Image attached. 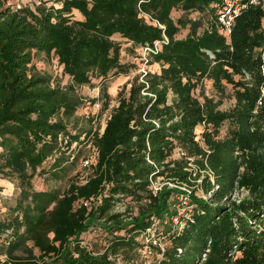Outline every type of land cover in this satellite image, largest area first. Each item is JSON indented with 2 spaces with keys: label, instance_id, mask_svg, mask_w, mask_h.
Returning <instances> with one entry per match:
<instances>
[{
  "label": "trees",
  "instance_id": "16d2710c",
  "mask_svg": "<svg viewBox=\"0 0 264 264\" xmlns=\"http://www.w3.org/2000/svg\"><path fill=\"white\" fill-rule=\"evenodd\" d=\"M263 1L239 0L225 35L218 0H61L33 8L0 0V179H14L19 189L0 220V264H120V253L141 247L160 255L152 264H264ZM176 8L205 13L207 26L174 21ZM115 34L139 48L159 41L150 54L159 72L123 84L100 130L71 135L66 120L84 104L76 87L100 79L90 103H101L102 114L112 101L108 76L127 75ZM40 54L54 56L70 83L54 85L37 72ZM205 81L220 95L231 86L233 106L220 110L221 101L204 94ZM88 140L93 155L83 181L71 178L63 193L33 187L41 175L59 178ZM151 173L194 187L187 218L171 221L179 190L164 185L153 194ZM240 189L248 196L231 199ZM127 199L130 207L114 211ZM151 226L168 244L145 242ZM97 231L108 240L96 254L80 242Z\"/></svg>",
  "mask_w": 264,
  "mask_h": 264
},
{
  "label": "rangeland",
  "instance_id": "374dc122",
  "mask_svg": "<svg viewBox=\"0 0 264 264\" xmlns=\"http://www.w3.org/2000/svg\"><path fill=\"white\" fill-rule=\"evenodd\" d=\"M40 1H45L46 6L54 5L59 7L61 0H5L6 6H11L12 8H18L19 6H28L33 8L35 4ZM264 8V1H263ZM74 18H80L77 12H73ZM171 18L174 21L178 19H183L186 21L195 20L202 23V27L198 31H202L203 28L207 26V20L209 16L204 14H199L198 12H191L189 14L184 13L180 8L173 9L170 13ZM262 26L264 27V19L262 21ZM188 33V27L181 29L176 35V38H184ZM112 39L120 44V60L122 63L127 64L129 67L127 75L125 76H113L110 74L107 81L110 84L107 92L111 97L110 105H115V97L117 92L121 89L123 84L127 83L137 74H144L146 72H159V65L156 63L150 64V52L144 51L143 48L133 47L132 44L119 35L115 34ZM33 66L37 72L40 74H47L51 77V81L55 85L56 83L61 86L69 84L70 80L67 75L62 72V67L58 64L56 58L52 55L46 56L40 54L33 59ZM100 79H92V85L89 86H79L76 87V94L84 101V104L74 113V115L67 121V129L71 135L79 134L82 136L84 132H89L91 129L100 130L105 124V120L108 117L109 110L100 113L101 103L96 101L95 104H91L90 100L99 97V86ZM103 84V83H101ZM107 84V83H106ZM112 86V87H111ZM203 92L205 95L212 97L215 101H221L219 107L220 110H228L234 104L233 91L231 86L226 85L224 94L220 95L211 85L210 81H205L203 83ZM199 93V89L195 90V95ZM227 130V122L223 123L220 127V137L225 135ZM80 136V137H81ZM92 144L91 140H88L85 144H80L77 148V160L75 159L64 163L61 169L58 170L59 178H51L48 174L41 175L33 179L32 184L35 189L51 190L58 193H63L66 190L68 183L71 178H76V180L83 181L85 179L86 171L83 166V161L87 158L92 157ZM76 151V148H75ZM52 163V159H48L44 163V170H49V166ZM197 194H200V190H195ZM19 189L17 187V182L14 179H5L2 182V187L0 188V220H6L11 214V208L14 207L16 199L18 197ZM243 192L236 190L233 192L231 199L242 197ZM248 196V195H247ZM123 206L130 207V200L124 201ZM122 206V207H123ZM154 231H155V227ZM152 230V238L157 241V245L163 247L168 244L165 239L162 238V234L155 235ZM160 233V232H159ZM156 236V237H155ZM107 237L101 232H90L83 234L81 237L80 244L85 246L89 251L93 253H102L104 245L106 244ZM1 241V239H0ZM146 242V241H145ZM153 245V244H152ZM125 256V257H124ZM160 255L156 253L155 250L150 248H137L131 252L125 254L120 253L117 257V262L120 264H152L156 263ZM4 255H0V260H4Z\"/></svg>",
  "mask_w": 264,
  "mask_h": 264
},
{
  "label": "built area",
  "instance_id": "2783aa9c",
  "mask_svg": "<svg viewBox=\"0 0 264 264\" xmlns=\"http://www.w3.org/2000/svg\"><path fill=\"white\" fill-rule=\"evenodd\" d=\"M214 7L217 9L218 12V22L221 28V31L227 35L230 32V28L231 25L233 23V19L234 16L237 14L238 9H239V0H218L217 4H214ZM144 51H149L151 54H155L160 50V42L156 41L152 47L146 46L143 47ZM76 145V143L72 144V147L74 148ZM176 155L178 157H184L185 158V154L182 150L178 149ZM90 159L91 158H87L86 160L83 161V168H88L90 165ZM190 160V159H189ZM188 166H192L191 163L188 164ZM200 173L203 171H199ZM207 172V171H206ZM195 175V174H193ZM211 182L213 183V179H210ZM148 182H149V189L151 192H153V194L158 193L162 187L164 185H167L169 188H176L179 190V193L176 194V197L174 199V202L172 204L173 207V211H174V215L171 218V221L174 224L178 223V220L181 217H188V214L191 210V193H192V189L194 187H188L186 184H174L172 182L169 181H165V179H163L160 176H157L154 174H149L148 175ZM196 183H200L201 180L198 179L195 181ZM214 189H216V186L214 187ZM213 189V190H214ZM213 190L211 192H209L207 195H203V199L207 200L210 196L211 193L213 192ZM241 192H243L241 195L245 196L247 195V191L244 189H240ZM119 197H121V195H118ZM240 198L235 199V201L239 200ZM234 200V198H233ZM123 204L121 202L119 203H115V207H114V211L116 212H123L125 206H123ZM152 226L150 228L146 229V234L149 236L146 238V243L149 244H153V245H157V241L155 239L152 238Z\"/></svg>",
  "mask_w": 264,
  "mask_h": 264
},
{
  "label": "crops",
  "instance_id": "0c3cea01",
  "mask_svg": "<svg viewBox=\"0 0 264 264\" xmlns=\"http://www.w3.org/2000/svg\"><path fill=\"white\" fill-rule=\"evenodd\" d=\"M111 87H112V86H111ZM113 106H114V105H113ZM111 107H112V106L110 105L108 110H110ZM108 110H107V111H108ZM108 116H109V114H108ZM107 118H108V117H107ZM3 181H5V179H0V188L2 187V182H3Z\"/></svg>",
  "mask_w": 264,
  "mask_h": 264
},
{
  "label": "water",
  "instance_id": "95a60500",
  "mask_svg": "<svg viewBox=\"0 0 264 264\" xmlns=\"http://www.w3.org/2000/svg\"><path fill=\"white\" fill-rule=\"evenodd\" d=\"M247 194H248V193H247ZM244 197H246V195H245V196H242V197H240V199H242V198H244ZM240 199H239V200H240ZM239 200H237V201H239Z\"/></svg>",
  "mask_w": 264,
  "mask_h": 264
}]
</instances>
